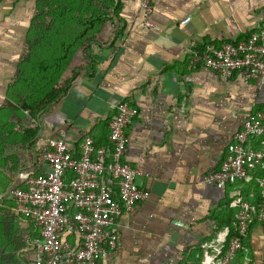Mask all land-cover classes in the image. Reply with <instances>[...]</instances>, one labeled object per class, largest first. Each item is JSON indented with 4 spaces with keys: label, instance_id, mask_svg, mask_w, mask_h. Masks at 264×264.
Returning a JSON list of instances; mask_svg holds the SVG:
<instances>
[{
    "label": "crops",
    "instance_id": "obj_1",
    "mask_svg": "<svg viewBox=\"0 0 264 264\" xmlns=\"http://www.w3.org/2000/svg\"><path fill=\"white\" fill-rule=\"evenodd\" d=\"M34 2L0 0V264H29L40 238L10 189L47 169L48 140L59 132L74 156L85 135L104 145L122 100L138 111L125 128L124 160L149 195L118 217L115 247L98 264H201L205 244L230 229L237 198L260 195L256 177L216 187L202 176L218 169L247 113L264 105V83L190 67L188 47L246 38L264 25V0H152L151 28L140 25V0H87L108 20L59 61L62 93L32 114L23 100L33 101V77L44 67L33 66ZM63 239L79 243L76 232ZM232 263L264 264V221H252Z\"/></svg>",
    "mask_w": 264,
    "mask_h": 264
},
{
    "label": "built area",
    "instance_id": "obj_2",
    "mask_svg": "<svg viewBox=\"0 0 264 264\" xmlns=\"http://www.w3.org/2000/svg\"><path fill=\"white\" fill-rule=\"evenodd\" d=\"M140 25L153 27L152 0H140ZM190 67L201 65L228 78L241 71L245 78L264 83V25L246 38L208 43L203 48L192 40L188 47ZM137 108L122 100L108 122L106 145H96L90 135L79 144V155L70 151L64 134L48 140L44 158L47 169L27 175L23 187H13L10 195L15 211L29 217L39 228L34 241L35 258L29 264H98L114 249L118 217L146 199L149 191L135 184L140 171L124 160L127 124ZM264 167V105L247 113L226 146L218 169L202 176L203 182L224 187L248 179V170ZM260 189L257 207L243 200L220 240L205 244L209 250L201 264H233L243 248L242 237L253 220L264 221V175L255 178ZM78 234L73 247L63 235Z\"/></svg>",
    "mask_w": 264,
    "mask_h": 264
},
{
    "label": "trees",
    "instance_id": "obj_3",
    "mask_svg": "<svg viewBox=\"0 0 264 264\" xmlns=\"http://www.w3.org/2000/svg\"><path fill=\"white\" fill-rule=\"evenodd\" d=\"M34 1L31 25L33 34V66L35 63L41 62L42 66L45 67L46 62L51 60L54 62V70L52 75L47 73L46 76L45 72H42L44 70V67H42V69L39 68L41 71L37 70L38 76L34 74L33 101L23 100V109H29L32 114L44 109L62 93L64 87L54 84L64 66H61L59 61L63 60L62 63L66 64L68 60H71L73 48L81 44L82 40L87 43L91 41L108 20L106 16L108 14L107 9L101 10L99 6L88 5L86 3L87 0ZM93 29H96V31L93 32ZM198 47L200 48V46ZM203 47L204 45L201 48ZM37 50L41 51L37 52ZM47 54H51L52 57L51 55L46 56ZM95 144L102 145L96 142ZM106 144H108L107 138L104 145ZM247 173L251 176V181L254 182V177L264 175V167L248 170ZM243 200L257 207L260 195L249 200L237 198L236 204L238 207ZM244 237L245 235L242 237V242Z\"/></svg>",
    "mask_w": 264,
    "mask_h": 264
}]
</instances>
